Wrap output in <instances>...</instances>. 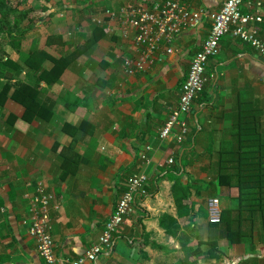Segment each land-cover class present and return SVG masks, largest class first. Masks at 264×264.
Here are the masks:
<instances>
[{
  "label": "crops",
  "instance_id": "0c3cea01",
  "mask_svg": "<svg viewBox=\"0 0 264 264\" xmlns=\"http://www.w3.org/2000/svg\"><path fill=\"white\" fill-rule=\"evenodd\" d=\"M33 1L39 18L22 26L21 19L17 26L12 22L13 34L22 33L19 42L14 44L6 30L0 34L2 62L15 64L0 71V86L7 88L0 105V264H45L24 223L38 184L53 195L48 209L55 253L71 261L99 240L127 178L140 171L147 175L146 194L94 264H176L196 244L213 237L225 258L222 264H264V212L255 213L251 221L243 216L246 237L238 244L229 245L222 232L210 226V218L219 219L221 210L238 206V189L218 186L216 178L219 162L228 158L220 151L236 145L233 123L240 105L255 111L264 135V58L225 35L221 50L206 65L204 90L186 116L189 133L179 144L163 141L160 130L178 102L191 60L208 36V17L180 32L173 53L163 61L126 75L123 59L134 56L137 48L122 38L121 24L110 21L104 11L125 3L147 2L150 8L163 0ZM223 1L186 3L209 13L219 10ZM61 6L70 8L54 12ZM46 14L53 15L50 22H45ZM93 28L105 36L87 53ZM29 52H44L56 60L65 56L58 82L36 85L38 99L48 110L42 121L24 120V106L12 99L22 84L35 85L33 70L25 63ZM40 65L53 68L49 59ZM170 156L174 163L167 165ZM174 177L190 185L189 196L178 204L171 192ZM163 216L180 226L175 236L160 227Z\"/></svg>",
  "mask_w": 264,
  "mask_h": 264
},
{
  "label": "built area",
  "instance_id": "2783aa9c",
  "mask_svg": "<svg viewBox=\"0 0 264 264\" xmlns=\"http://www.w3.org/2000/svg\"><path fill=\"white\" fill-rule=\"evenodd\" d=\"M104 12L110 21L121 24L122 38L131 40L137 48L134 56L123 59L122 69L126 75L145 71L156 60L163 61L164 55L173 53L172 43L180 32L196 27L204 17L210 21L208 36L191 60L186 77L180 84L178 102L160 130L159 138L163 141L174 140L179 144L189 133L186 116L204 90L206 65L221 50L220 42L225 35H231L264 58V0H224L219 10L209 13L190 9L186 0H163L150 8L147 2L125 3ZM146 150L151 148L147 146ZM141 158L146 160V154H142ZM166 163L172 165L174 158L170 156ZM146 181L147 175L143 171L127 178L125 191L106 220L99 240L81 257L71 261L55 253L48 209L53 195L38 184L29 197V216L24 220L38 257L45 264L96 263L103 252L111 248L125 218L135 211L136 203L145 196ZM218 220L217 217L210 218L212 223Z\"/></svg>",
  "mask_w": 264,
  "mask_h": 264
},
{
  "label": "trees",
  "instance_id": "16d2710c",
  "mask_svg": "<svg viewBox=\"0 0 264 264\" xmlns=\"http://www.w3.org/2000/svg\"><path fill=\"white\" fill-rule=\"evenodd\" d=\"M23 0H0V34L5 30L9 38L19 42L22 33L11 29V22L15 26L18 25L20 17L28 19H38L39 14L34 9H26L18 13V7ZM39 1V0H35ZM44 9V8H42ZM41 11V10H40ZM105 36L100 28H93L92 37L87 39L90 44L87 53L93 50L99 38ZM2 52L0 51V71L15 66V64L6 59L2 62ZM49 59L53 63V68L46 70L40 65L43 61ZM25 63L27 67L33 70L34 83L22 84L20 88L14 91L12 99L24 106V120L36 119L42 121L47 113V108L39 101L38 91L36 90L40 81H44L47 85H52L59 80V76L66 65L65 56L56 60L49 57L44 52H29L25 55ZM13 66V67H14ZM17 70V66L15 67ZM0 105L6 98L7 88L0 86ZM234 131L232 136L236 140V145L229 151H220L227 155V160H222L217 175V185H225L227 187H236L239 191L237 197V207L234 209H223L220 212L218 222L211 224L216 231L222 232L223 237L229 245L241 243L246 235L242 231L243 216L247 215L251 221L255 213L264 212V135L260 132L259 119L255 111L244 106H239L236 119L233 123ZM181 165H185L182 160ZM180 170H177L178 173ZM173 179V177L168 176ZM175 183L171 192L174 196L175 203L178 204L181 199L189 196L190 185L183 182L181 177H174ZM179 192L180 196H177ZM159 225L165 230L169 236H175L176 230L180 229L177 222L168 216L159 219ZM205 245V255L208 260H217L221 258L217 240L210 238L207 242L199 243L196 248L179 257L176 264H195L189 262L190 258H198L204 252L201 246ZM158 248V247H157ZM146 257L145 254H142ZM175 264V263H174Z\"/></svg>",
  "mask_w": 264,
  "mask_h": 264
},
{
  "label": "rangeland",
  "instance_id": "374dc122",
  "mask_svg": "<svg viewBox=\"0 0 264 264\" xmlns=\"http://www.w3.org/2000/svg\"><path fill=\"white\" fill-rule=\"evenodd\" d=\"M43 2V1H42ZM67 4H68V1H67ZM33 5H34V1L33 0H23L21 3H20V5H19V7H18V13H20L21 11H23V10H26V9H29V8H31V9H34L33 8ZM68 8H70V6H65L64 8L61 6V7H54L53 8V10H54V12H58L59 10H61V9H64V10H66V9H68ZM35 10V9H34ZM50 13H52V12H50ZM52 14H54V13H52ZM45 17H44V19H45V22H50V18L53 16V15H51V14H49V15H44ZM20 19L22 20V23H21V26L23 25V24H27V21H28V18H25V17H20ZM35 19V18H34ZM11 25H12V22H11ZM43 30V29H42ZM40 32H41V30H40ZM1 42L3 43V42H5V37H3V39H1ZM199 243V242H198ZM196 246H198V244H196ZM196 246L194 247V248H196ZM204 251H206V249L204 248ZM223 257V255H221V258H219V259H217V260H214V262H212V261H205L206 262V264H222V261H224V259L225 258H222ZM198 258H205L206 259V255H205V252L200 256V257H198ZM198 258H190L189 259V262H194L195 264H201V263H203L202 262V260H198ZM201 261V262H200Z\"/></svg>",
  "mask_w": 264,
  "mask_h": 264
}]
</instances>
